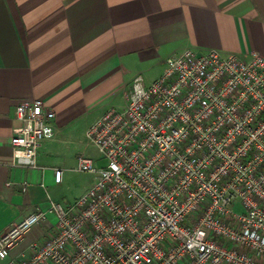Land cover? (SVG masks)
<instances>
[{
	"label": "built area",
	"instance_id": "obj_1",
	"mask_svg": "<svg viewBox=\"0 0 264 264\" xmlns=\"http://www.w3.org/2000/svg\"><path fill=\"white\" fill-rule=\"evenodd\" d=\"M14 113L10 142L29 153L18 162L36 166L54 112L35 98ZM86 134L105 164L77 155L91 185L2 231L6 264H264V56L170 55L150 84L136 75L125 106L108 108ZM47 213L51 233L12 255Z\"/></svg>",
	"mask_w": 264,
	"mask_h": 264
},
{
	"label": "crops",
	"instance_id": "obj_2",
	"mask_svg": "<svg viewBox=\"0 0 264 264\" xmlns=\"http://www.w3.org/2000/svg\"><path fill=\"white\" fill-rule=\"evenodd\" d=\"M186 48L264 56V0H0V233L49 198L71 203L57 191L81 152L62 145L125 106L136 75L150 84L166 57ZM35 98L53 110L54 136L41 142L36 166H26L18 158L28 151L10 140L16 105ZM55 220L47 213L12 255L47 237Z\"/></svg>",
	"mask_w": 264,
	"mask_h": 264
},
{
	"label": "rangeland",
	"instance_id": "obj_3",
	"mask_svg": "<svg viewBox=\"0 0 264 264\" xmlns=\"http://www.w3.org/2000/svg\"><path fill=\"white\" fill-rule=\"evenodd\" d=\"M88 121L92 119L93 114L90 112L88 114ZM77 136L72 137V141L62 146L65 148H72L79 153L81 152L85 156L91 158L96 166H102L105 164V159L100 155L97 148L91 143L88 137L85 136V132L80 130ZM70 168L65 173V181L58 189L57 194L64 201H71L77 197L81 192L88 188L93 181V174L86 171H79L73 167L75 163H70Z\"/></svg>",
	"mask_w": 264,
	"mask_h": 264
}]
</instances>
